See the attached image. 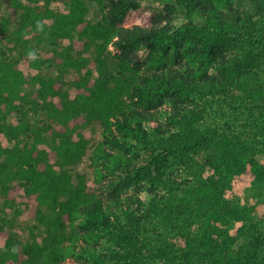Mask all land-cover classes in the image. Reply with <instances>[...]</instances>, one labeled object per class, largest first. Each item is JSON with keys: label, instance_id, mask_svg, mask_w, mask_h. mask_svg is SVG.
I'll return each instance as SVG.
<instances>
[{"label": "trees", "instance_id": "obj_1", "mask_svg": "<svg viewBox=\"0 0 264 264\" xmlns=\"http://www.w3.org/2000/svg\"><path fill=\"white\" fill-rule=\"evenodd\" d=\"M6 1L14 20L0 18V131L15 142L0 144V191L12 205L18 180L31 236L38 225L45 235L22 242L0 224V264H264V0H63L67 11ZM87 1L100 11L95 23ZM109 45L118 70L106 76ZM21 61L36 72L27 77ZM86 65L70 97L65 70ZM28 82L36 88L24 93ZM95 124L105 198L60 167L82 161L81 130ZM127 187L145 198L123 195Z\"/></svg>", "mask_w": 264, "mask_h": 264}, {"label": "rangeland", "instance_id": "obj_2", "mask_svg": "<svg viewBox=\"0 0 264 264\" xmlns=\"http://www.w3.org/2000/svg\"><path fill=\"white\" fill-rule=\"evenodd\" d=\"M24 1V0H23ZM40 3L42 4L43 1L41 0ZM87 6H88V11L86 13V18L91 22V23H95L98 21V19L100 18V11L98 9V6L95 4V2L93 1H87ZM50 7H52L54 10H59V11H67V5L63 2V0H52L50 3ZM156 9L161 11V14H164L165 11L162 7V5H156ZM13 9H11V7L9 6L8 1L6 0H0V18L3 17H10L11 20H14V16H12L13 13ZM197 20H199V18H197ZM133 21V18L129 17V19L126 22V25H130ZM185 21V18L179 14L175 17L174 19V24L176 26L180 25L182 22ZM45 23L48 25L50 23L49 19H45ZM16 24V23H15ZM68 44V39H63L61 40V42L58 44V50H60L61 48H63L65 45ZM79 45H81V42H79ZM41 46H37L36 48V52H38V54L43 53L45 51H41ZM91 52H90V56L94 55V51H93V47H91ZM118 52L117 49H115L112 45H109L106 49L105 52L102 53V57L104 59V61L106 62L107 65V69L105 70V75L109 76L111 73L114 74L117 72L118 70V66L116 64V60L114 59V55ZM47 53V52H46ZM49 54V53H47ZM86 55H89V53H85ZM37 55V54H36ZM147 56V50H141L138 53V58L143 59L144 57ZM33 58V56L31 57ZM262 66L264 67V61H262ZM89 65H86L85 67L81 68L80 70H74V69H67L65 70V75H64V79H65V84L63 86V89L66 90L69 94L70 97H73L75 94V90L72 86V84H70V80L73 79L74 76H76L77 74H84V72L86 71L87 67ZM19 67L21 68V70H23L24 74L29 77L32 76L36 70L32 69L31 67H29L28 65H26L23 61H21L19 63ZM57 71H59L56 67L53 69V73L55 74ZM100 74H98V72H94L91 75V78H96L98 77ZM263 79H264V73L262 74ZM36 85L32 84L31 82H28L26 84L23 85V92L27 93L30 91L35 90ZM212 103L214 104V112H215V117H216V121H213V124H219L222 122L223 120V116L221 115V110L220 108H218L217 102L214 100L212 101ZM224 106V102L222 101L220 103V107ZM17 117L18 115L16 113H8L6 115V119L5 122L7 124H14L17 121ZM38 117V114H29L28 115V120L30 122H34ZM211 121H209L210 123ZM81 133L83 134V136H85V138L90 139V146L87 149V153L86 155L83 157L82 161L80 163H78L77 165H65V166H60L59 165H54V169L56 170H60L61 168L66 169L70 174H71V180L72 182L76 183L77 182V176L80 174H83L85 176V180H86V184L87 186L95 191L98 194H101L104 198L107 196V194L110 193L111 189L108 187V182L109 179L103 176H98L97 175V166L96 164L92 161L91 159V153L94 149V145L96 141H99L101 139V127L98 124L93 125L92 127H87V128H83L81 130ZM74 139L77 138V134L73 133L71 135ZM14 140L13 139H9L8 137H6L4 135V133L2 131H0V144L2 146H7V147H11L14 144ZM30 142H32V140L30 139ZM40 148H46L49 149V142L47 141V143H42L38 145ZM258 160L260 162H264V155L260 154L257 156ZM60 159L56 158L55 161L51 160V162H59ZM61 168H60V167ZM10 185L14 186V188L16 189V193L14 195L13 198V203L12 205L7 203L6 201L8 199H6V194H3L0 191V224H2V228H4L3 230H7L9 232H12V234H14L16 237H18L20 239V241H26V240H31V238L35 237L37 240H41L42 237L45 235V230L44 227L42 225H38V227L36 228H32L33 234L34 236H31L30 233V228L32 226H34V220L29 216L28 214V198L24 192V188L19 185V181L18 180H14L11 181L9 183ZM140 190L138 189V187H127L125 189H123L121 191V193L123 195H133V194H137L140 195L141 197L145 198V190L143 192H139ZM258 196L261 199L260 204L258 205V207L264 205V186L259 189L258 191ZM252 197L249 198L247 201H251ZM253 200V199H252ZM240 223L235 222L232 225V233H235L237 230V227L239 226ZM3 234V233H1ZM1 240H0V245L3 244V235L0 236ZM245 239L244 238H240L238 240V242H244ZM153 264H162V262H160L158 259H156L154 261Z\"/></svg>", "mask_w": 264, "mask_h": 264}]
</instances>
